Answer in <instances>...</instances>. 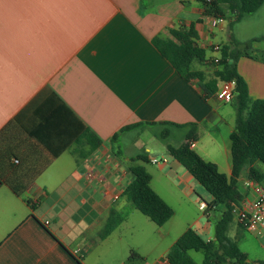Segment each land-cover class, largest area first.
<instances>
[{
  "label": "crops",
  "instance_id": "crops-1",
  "mask_svg": "<svg viewBox=\"0 0 264 264\" xmlns=\"http://www.w3.org/2000/svg\"><path fill=\"white\" fill-rule=\"evenodd\" d=\"M205 11L196 0H0V264H105L114 253L124 264L128 249L118 252L111 239L138 210L113 196L133 181L127 162L154 164V149L140 144L154 128L167 148L187 143L183 126L195 125L193 150L231 177L235 99L223 103L204 84L220 69L216 46L253 42V57L242 56L237 69L251 99L264 100V4L232 27L229 18L214 27L218 17ZM192 25L206 55L191 69L204 83L182 78L154 45ZM85 130L102 141L95 150L79 143ZM108 157L120 166L106 167ZM89 171L105 183L88 182ZM157 173L149 172L151 186L171 207L183 205L181 195L199 206L202 186L176 160ZM19 175L28 182L21 197L9 186ZM112 212L124 220L102 238ZM166 225L158 226L163 241Z\"/></svg>",
  "mask_w": 264,
  "mask_h": 264
},
{
  "label": "trees",
  "instance_id": "trees-1",
  "mask_svg": "<svg viewBox=\"0 0 264 264\" xmlns=\"http://www.w3.org/2000/svg\"><path fill=\"white\" fill-rule=\"evenodd\" d=\"M196 1L206 5V15L229 18L230 27L236 21L255 13L264 4V0ZM170 34L172 39L156 38L154 45L182 78L187 81L197 79L204 83L203 74L191 69L194 60L202 61L206 55V51L196 44L197 33L194 26L172 29ZM252 43L246 44L243 50H240L236 43H233V47H223L218 64L220 69L215 73L216 79L204 84L207 94L211 95L217 92L218 80L236 83L237 121L230 137L232 142L231 177L228 178L219 171L216 164L203 160L193 150L192 145L197 140L195 125L183 126L190 128L186 136L187 143L180 147L167 146L169 155L181 164L212 197V201L206 203L207 212L220 214L215 224L214 239L204 240L194 229L189 228L167 254L169 264H199L189 255V252L203 254L204 258L200 264H248L247 255L228 234L234 222L232 203H238L242 199L239 190V179L242 174L247 170L249 179L262 185L264 182V173L255 166L257 163L264 166V100L251 99L247 83L237 69L238 61L242 56L253 57ZM133 127H140V125L129 126L122 131ZM91 137H95L96 142L93 143ZM82 139L88 142L91 150H95L102 144V141L89 130L84 131L78 140L79 143ZM139 160L149 163L146 157H140ZM130 171L133 181L126 187L123 197L157 226L166 225L174 216L173 208L153 190L151 175L143 165L133 166ZM27 184L28 182L19 175L9 183V186L16 196L21 197L27 189ZM123 220V216L112 212L101 237H108ZM136 258L138 254L132 252L130 261ZM261 264H264V261Z\"/></svg>",
  "mask_w": 264,
  "mask_h": 264
},
{
  "label": "rangeland",
  "instance_id": "rangeland-1",
  "mask_svg": "<svg viewBox=\"0 0 264 264\" xmlns=\"http://www.w3.org/2000/svg\"><path fill=\"white\" fill-rule=\"evenodd\" d=\"M264 47L263 44H261ZM262 51V49L260 50ZM162 128L157 127L152 130L149 137L143 138L141 144L142 148L146 150L147 147L154 149V154L151 156L155 157L159 161L158 164L154 165L151 163H142L136 161L127 162L128 166L144 165L148 173L152 172L155 179L158 176L163 177L161 174H158L160 166H166L170 164L171 157L168 155L166 144L154 134L161 135ZM177 140L172 142L173 145H176ZM173 162V161H172ZM264 185V182H263ZM264 187V186H263ZM201 188L200 201H205L209 203V200L212 197L207 193V191ZM183 205H179L177 202L172 201L174 216L165 226V230H171V235L167 240H161L158 230L159 227L155 225L148 217L144 216L139 211H135V216L131 215L128 221L121 226L115 235L112 237L111 242L117 243V250L120 252L122 249L129 251V257L131 251H134L138 254L137 260L129 261L127 256L124 260V264H159V261L169 253L171 245L180 237V235L188 228H192L198 232V234L203 237L205 240H208V236L205 230L206 226V217L205 211L199 210L198 205H193L182 196ZM197 198V196L195 197ZM206 198V199H205ZM220 218L219 213L211 214V235L214 237L215 224ZM239 246L241 251L245 253L248 257V264H261L264 261V248L261 241L255 237L253 234L242 229L236 222L232 223L231 229L228 234ZM121 241V242H120ZM189 255L194 258L199 264L203 261V254L189 252ZM121 256L114 253L110 257L104 259L105 264H120ZM101 264V263H99Z\"/></svg>",
  "mask_w": 264,
  "mask_h": 264
},
{
  "label": "built area",
  "instance_id": "built-area-1",
  "mask_svg": "<svg viewBox=\"0 0 264 264\" xmlns=\"http://www.w3.org/2000/svg\"><path fill=\"white\" fill-rule=\"evenodd\" d=\"M213 0H208L211 2ZM223 18H215L213 26L224 23ZM216 52H221L219 46L215 47ZM219 64V59L216 60ZM216 97L219 101L223 103H231L236 97V83L234 81H223L220 82L218 90L216 92ZM154 164H158L157 159L153 160ZM104 165L106 167H119L118 161L114 158L108 157L104 159ZM88 182L96 181L99 184L105 183V178L102 174L96 171H89L86 176ZM243 190L239 187L242 195V199L238 203H232L234 218L237 224L245 231L253 234L257 237L264 248V187L259 182L252 179H245L242 181ZM126 187H121L119 191L113 196L114 201H117L121 196H123ZM200 210H206V202H199ZM159 264H169L167 258L159 261Z\"/></svg>",
  "mask_w": 264,
  "mask_h": 264
}]
</instances>
